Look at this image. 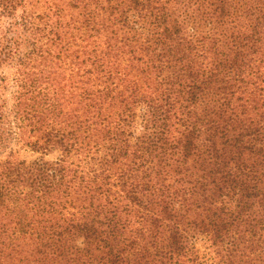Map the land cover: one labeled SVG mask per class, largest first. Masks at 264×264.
<instances>
[{
    "label": "trees",
    "instance_id": "1",
    "mask_svg": "<svg viewBox=\"0 0 264 264\" xmlns=\"http://www.w3.org/2000/svg\"><path fill=\"white\" fill-rule=\"evenodd\" d=\"M6 62L58 155L0 159V264H264V0H0Z\"/></svg>",
    "mask_w": 264,
    "mask_h": 264
},
{
    "label": "rangeland",
    "instance_id": "2",
    "mask_svg": "<svg viewBox=\"0 0 264 264\" xmlns=\"http://www.w3.org/2000/svg\"><path fill=\"white\" fill-rule=\"evenodd\" d=\"M0 72L7 79L6 85L8 86L4 90V98L6 100L5 110L7 111V113H9L8 117L12 121L13 116L11 114L10 108L12 105V97H13L12 95H13V90H14L12 81L16 75L15 65L13 64V62H6L5 64L1 66ZM13 130H15V128ZM11 137L12 138L8 142L7 149L5 148L3 149V151H0V159L6 157L8 152H10L11 150L15 152V155L18 159H25L27 161L36 159L37 157H40V156H43L45 159L52 160V159H55L58 155V151H52L46 154L32 151L29 147L25 146L21 140L18 139V134L17 135L15 134Z\"/></svg>",
    "mask_w": 264,
    "mask_h": 264
}]
</instances>
